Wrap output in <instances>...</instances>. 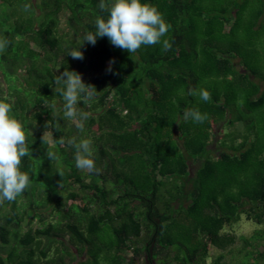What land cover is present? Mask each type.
Masks as SVG:
<instances>
[{
	"label": "trees",
	"instance_id": "16d2710c",
	"mask_svg": "<svg viewBox=\"0 0 264 264\" xmlns=\"http://www.w3.org/2000/svg\"><path fill=\"white\" fill-rule=\"evenodd\" d=\"M142 2L169 50L83 42L112 0H0V101L31 151L29 187L0 202V264H228L237 245L234 264H264V0ZM64 71L96 92L83 132L60 118ZM73 137L97 172L75 167ZM241 217L262 228L237 236Z\"/></svg>",
	"mask_w": 264,
	"mask_h": 264
},
{
	"label": "clouds",
	"instance_id": "9594fccd",
	"mask_svg": "<svg viewBox=\"0 0 264 264\" xmlns=\"http://www.w3.org/2000/svg\"><path fill=\"white\" fill-rule=\"evenodd\" d=\"M104 4L101 3V10ZM169 26L158 9L142 0H112L106 18L98 16L94 23V32H86L83 42L95 45L97 38L107 37L109 42L130 53L136 52L141 46L163 44L165 51L171 48L168 40L162 38L168 32ZM6 39L0 40V51L8 46ZM74 59H82L78 49L69 50ZM55 83L62 85L63 116L75 122L76 128L83 132L88 113L77 109L78 103L88 104L96 95L90 85L82 82L80 74L74 71H64L58 75ZM190 94L199 95L204 102L211 99L207 90H190ZM11 105L0 101V202L14 201L30 185L28 174L21 171L22 158L31 155L30 147L26 145V134L21 123L10 116ZM185 120L191 119L196 123H203L207 116L199 110H188L183 114ZM63 142V141H61ZM67 143L75 149V167L89 173L97 172L91 140L75 137ZM52 160L56 158L53 152H47Z\"/></svg>",
	"mask_w": 264,
	"mask_h": 264
},
{
	"label": "rangeland",
	"instance_id": "374dc122",
	"mask_svg": "<svg viewBox=\"0 0 264 264\" xmlns=\"http://www.w3.org/2000/svg\"><path fill=\"white\" fill-rule=\"evenodd\" d=\"M60 27L62 30H65L63 21L61 22ZM43 137L49 141L51 140L50 136L48 134H45ZM260 228H262V227L256 225L255 223H253L251 221L245 220L244 217H241L240 222L236 226H234L233 231H234V234H236L237 236H241V235L249 236L253 231L260 229ZM238 249H239V245L234 247L231 252L230 251L224 252L225 261L228 264H234L236 261L240 260L241 255H237ZM218 254H220L219 251H217L215 249L210 250V256L215 257Z\"/></svg>",
	"mask_w": 264,
	"mask_h": 264
}]
</instances>
